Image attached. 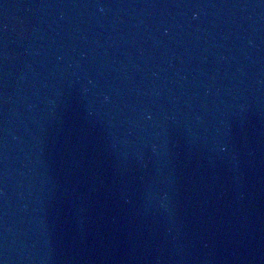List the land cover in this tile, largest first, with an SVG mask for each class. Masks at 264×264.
I'll return each instance as SVG.
<instances>
[{
  "label": "water",
  "instance_id": "1",
  "mask_svg": "<svg viewBox=\"0 0 264 264\" xmlns=\"http://www.w3.org/2000/svg\"><path fill=\"white\" fill-rule=\"evenodd\" d=\"M154 0H0V258Z\"/></svg>",
  "mask_w": 264,
  "mask_h": 264
}]
</instances>
